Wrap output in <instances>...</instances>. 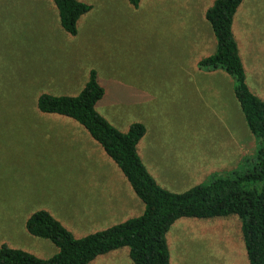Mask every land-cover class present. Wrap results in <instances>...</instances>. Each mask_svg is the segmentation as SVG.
<instances>
[{"label":"rangeland","instance_id":"1","mask_svg":"<svg viewBox=\"0 0 264 264\" xmlns=\"http://www.w3.org/2000/svg\"><path fill=\"white\" fill-rule=\"evenodd\" d=\"M82 1L92 8L73 35L53 0H0V245L44 258L58 248L28 232L35 210L50 211L80 237L140 215L145 203L82 124L38 108L42 92L76 95L96 69L105 89L97 110L123 131L146 125L139 154L173 191L244 168L259 144L233 78L198 66L216 48L205 18L213 0ZM233 29L247 82L264 98V0H243ZM119 185L139 206L118 220L107 212ZM241 223L236 214L178 218L167 233L171 264H250ZM89 264L134 262L123 246Z\"/></svg>","mask_w":264,"mask_h":264},{"label":"trees","instance_id":"2","mask_svg":"<svg viewBox=\"0 0 264 264\" xmlns=\"http://www.w3.org/2000/svg\"><path fill=\"white\" fill-rule=\"evenodd\" d=\"M61 27L77 34L78 19L92 8L82 0H53ZM138 7L141 0H128ZM243 0H213L205 18L216 37L215 50L198 61L200 69L223 70L233 78V91L239 101L245 123L257 137V150L245 158L247 165L213 172L208 182L184 191L162 186L149 171L138 151L146 133L143 122H133L126 131L119 129L97 110L105 89L96 69H91L80 92L53 94L42 92L38 108L47 113L71 117L116 162L133 190L145 203L143 213L77 237L46 209L32 212L26 228L32 235L51 240L58 250L39 257L7 243L0 245V264H89L97 256L128 246L134 264H171L167 233L180 217L210 218L236 214L241 219L242 236L250 264H264V98L247 82L233 24Z\"/></svg>","mask_w":264,"mask_h":264},{"label":"crops","instance_id":"3","mask_svg":"<svg viewBox=\"0 0 264 264\" xmlns=\"http://www.w3.org/2000/svg\"><path fill=\"white\" fill-rule=\"evenodd\" d=\"M134 204L135 207L139 206V202L133 200L131 188H127V194L123 185H119L115 188L113 195H111V211H108V215H111V219L122 218V215L126 214L128 207ZM106 217V216H105Z\"/></svg>","mask_w":264,"mask_h":264}]
</instances>
